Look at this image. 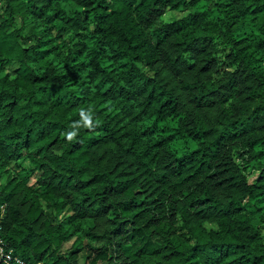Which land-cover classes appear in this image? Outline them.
<instances>
[{"label":"trees","instance_id":"16d2710c","mask_svg":"<svg viewBox=\"0 0 264 264\" xmlns=\"http://www.w3.org/2000/svg\"><path fill=\"white\" fill-rule=\"evenodd\" d=\"M0 1L1 235L15 255L264 264V0Z\"/></svg>","mask_w":264,"mask_h":264},{"label":"rangeland","instance_id":"374dc122","mask_svg":"<svg viewBox=\"0 0 264 264\" xmlns=\"http://www.w3.org/2000/svg\"><path fill=\"white\" fill-rule=\"evenodd\" d=\"M2 8H3V2L0 1V13L2 12ZM191 11L192 10L190 8L183 9V10H168L164 14V19L167 20V21L168 20H171V19H178V18H181V17L185 16L186 14H188ZM221 46H222L221 48L224 47L223 45H221ZM225 52H226V49H221V51H219V53H218L219 64H220V67H223V68L225 67V63H223V57H224ZM138 64H139L140 67L146 69L144 67V64L143 63L140 62ZM13 69H14V66L13 65L12 66H9V67H7L6 72H8L10 74V73H12ZM162 124H173V121L172 120H168V121L163 122ZM184 147H185V145L183 144L182 141H177L175 143V148L178 151H182L184 149ZM16 164H21L24 167H27L28 166L27 161L20 160V161H18L16 163H11V168L14 169ZM246 172L248 173V176H249V179L250 180H251V178H253V176H255L254 174L249 173L248 171H246ZM4 181H5V176H2L0 178V183H4ZM34 182H35L34 180H31V184H34ZM43 206L45 207V204H43ZM48 210L49 209H46V211H48ZM62 215L63 214H61L60 217ZM261 231H262V233L264 235V226L261 227ZM80 261H81V259H80Z\"/></svg>","mask_w":264,"mask_h":264},{"label":"built area","instance_id":"2783aa9c","mask_svg":"<svg viewBox=\"0 0 264 264\" xmlns=\"http://www.w3.org/2000/svg\"><path fill=\"white\" fill-rule=\"evenodd\" d=\"M4 213V206L0 205V264H32L15 255L11 248L8 247L4 237L1 235V219ZM35 264H44L39 261Z\"/></svg>","mask_w":264,"mask_h":264},{"label":"clouds","instance_id":"9594fccd","mask_svg":"<svg viewBox=\"0 0 264 264\" xmlns=\"http://www.w3.org/2000/svg\"><path fill=\"white\" fill-rule=\"evenodd\" d=\"M69 135H71V133H69Z\"/></svg>","mask_w":264,"mask_h":264}]
</instances>
